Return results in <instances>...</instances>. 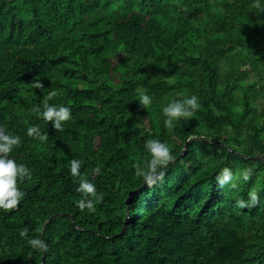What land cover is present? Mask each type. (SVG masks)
<instances>
[{
  "label": "trees",
  "instance_id": "16d2710c",
  "mask_svg": "<svg viewBox=\"0 0 264 264\" xmlns=\"http://www.w3.org/2000/svg\"><path fill=\"white\" fill-rule=\"evenodd\" d=\"M185 94L201 106L169 130ZM45 101L71 108L62 131L33 111ZM0 127L31 170L0 210V264H264V0H0ZM148 139L174 155L151 187ZM225 167L253 174L221 188ZM81 178L103 193L94 213Z\"/></svg>",
  "mask_w": 264,
  "mask_h": 264
},
{
  "label": "clouds",
  "instance_id": "9594fccd",
  "mask_svg": "<svg viewBox=\"0 0 264 264\" xmlns=\"http://www.w3.org/2000/svg\"><path fill=\"white\" fill-rule=\"evenodd\" d=\"M43 85L37 83L40 88ZM50 96H55L56 92L49 93ZM140 103L143 106H148L152 103V97L143 92L140 95ZM199 98L197 95L185 94L183 99H172L166 106L163 107L162 112L166 117L164 125L169 130L175 128L176 124L182 119L192 118L200 108ZM33 111L37 112L39 116L45 121H51L52 126L56 130H63L64 122L72 119V110L66 105L49 104L47 101L43 104V110L39 107L34 108ZM27 136L36 137L40 141H47L48 135L42 133L38 125L29 126L27 129ZM21 142L19 135H10L0 127V210H13L16 209L24 196V192L18 188V178L28 177L31 178V170L23 163H17L16 160L9 158V153L13 151L14 146ZM145 148L151 154V160L148 162L147 168L140 165L136 166V175L142 177L145 184L149 187L156 184L157 181H163L164 169L167 168L169 163L174 160L172 149L168 144L159 139H148L145 141ZM81 161L73 159L70 163V175L72 177L81 176ZM94 172L99 174L101 168L97 166ZM252 169L245 168L239 170L238 174H234L229 167H225L221 172L217 173L216 181L218 185L223 188L226 184L231 183L232 187H236L234 181L242 178L247 181L252 176ZM77 191L83 193L84 198L79 200L78 207L81 211L87 209L88 212L94 213L96 211L95 203L102 202L104 199L103 193L98 192L96 185L90 180L81 178ZM249 199H239L237 204L241 209L245 207L251 208L258 204L259 193L256 188L248 192ZM89 197L94 198L90 199ZM22 236L28 235V229L24 228L21 231ZM29 244L37 250L45 248L44 241L36 236L29 238Z\"/></svg>",
  "mask_w": 264,
  "mask_h": 264
},
{
  "label": "water",
  "instance_id": "95a60500",
  "mask_svg": "<svg viewBox=\"0 0 264 264\" xmlns=\"http://www.w3.org/2000/svg\"><path fill=\"white\" fill-rule=\"evenodd\" d=\"M60 215H62V214H60ZM127 225V224H126ZM126 228V227H125Z\"/></svg>",
  "mask_w": 264,
  "mask_h": 264
},
{
  "label": "rangeland",
  "instance_id": "374dc122",
  "mask_svg": "<svg viewBox=\"0 0 264 264\" xmlns=\"http://www.w3.org/2000/svg\"><path fill=\"white\" fill-rule=\"evenodd\" d=\"M145 121H146V119H145Z\"/></svg>",
  "mask_w": 264,
  "mask_h": 264
}]
</instances>
